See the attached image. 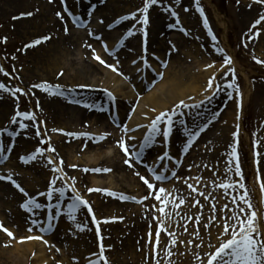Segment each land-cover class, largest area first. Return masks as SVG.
I'll return each instance as SVG.
<instances>
[{
  "label": "rangeland",
  "instance_id": "obj_1",
  "mask_svg": "<svg viewBox=\"0 0 264 264\" xmlns=\"http://www.w3.org/2000/svg\"><path fill=\"white\" fill-rule=\"evenodd\" d=\"M187 1L158 0V3L149 10L146 59L157 69V72L149 63V68L154 72V74L149 72L153 83L150 85V89L146 85L145 88L139 91L133 84H130L127 88L128 80L122 68L125 69L124 64L129 60L141 62L145 59L144 25L140 21L143 19L141 9L145 7L146 0H64V3H61V0H51V2L49 0H0V84L5 86L4 90H0V132L4 134L0 136V146L4 148V152L0 153V160L9 159L6 167L13 166V169L9 171L13 181H15L14 176L16 175L19 176L23 173L28 176L24 178L27 181L31 180L34 190L29 187L26 188L24 183V185L20 184L21 187L27 191L29 197L38 198V202L44 205L43 209L31 213L25 211L21 205L27 202L28 197L20 193L13 183L0 181V217L2 218L0 224L17 234L16 236L13 234V237L10 238L5 232L0 231L1 250H10L12 248L11 242L16 240L21 245L23 244L20 242L21 239L25 241L30 236H41L43 237L42 240H35L34 242L38 245L42 244L41 248H46L45 256L50 258L49 263L46 264H57V261H61L62 258L70 264H77V262L78 264H92L94 260L104 264L96 250L93 254L88 255L85 248L79 247L80 245L77 243H74L73 248L70 250L59 244V235L61 234L62 225L65 223L63 219L65 217L69 218L68 205L72 203L75 194H79L88 200L95 212L97 210L98 212L104 211L99 215L102 217H106L108 212L105 211V208L107 207L110 210L111 207L104 202L107 198L116 197L119 199L123 195L135 197L136 199L140 197L138 200H142L141 203L135 201L126 203L125 201L131 202L132 199H119L122 201V205L116 207L118 212L116 213L115 222L113 225H108V228L105 227L104 231L100 228V236L103 232L104 240H106L105 248L107 251H105V254L110 264H157V261L159 264H187L186 259L194 257L198 260L196 259L194 262L187 260L188 264H201L200 257H204L206 262L208 259L206 255L201 256L206 251L205 246L202 248V245H206L207 250L210 248L212 251L213 248L216 251L215 247H209L210 244L215 246L211 236L218 243H222L220 236L223 235L224 218L227 216L231 220L235 210L241 218L246 219L245 213L251 211L239 199V197L245 195L244 189L239 187L241 183L245 185L246 195L250 198L254 209L259 212L262 225H264V191L260 188V184L264 182V63L256 62L257 60L264 61V21L256 28L252 27L256 20L264 14V4H255L253 0H200V7L203 8L204 12V16H201L196 9L195 0H191L192 7L187 4ZM248 5H253L250 9V16L244 17L243 10L251 7ZM65 7H67L68 12L64 11ZM101 11L115 14L116 16L113 18H117L120 23L127 27L126 30L120 31L122 36H119V39H115V35L113 36L115 43L111 55H108L103 49V53L101 52L106 57L104 61L107 64L116 65L122 70L118 71L123 74L121 76L127 82L125 89L130 94L126 97L119 98L114 92L103 87L101 83L103 77L99 73L100 67L112 74L113 71L102 64L99 66L100 63L96 64L92 58V46L88 41L96 42L102 47V41L112 40L105 35V33H109L107 29L111 28L112 20L104 17ZM57 12L61 13L60 17L57 16ZM69 12L72 14L71 16H69ZM173 12L176 13L175 16L171 14ZM27 13H31V15H26ZM137 13L139 15L135 20L124 19ZM121 16L123 18H120ZM76 17L79 18L77 24L85 26L90 21L97 24L98 28H93L96 30L93 31L92 27L86 26L84 29L78 27L77 24L73 23V19ZM204 17H207L208 27H205ZM187 18L195 23L193 25L196 29L199 26L201 32L205 33L206 37L210 39L206 43L203 40L199 44L196 42V48L198 47L200 55L195 60L193 57L187 56L190 49L192 52L195 51V48H193V44H195L192 38L193 34L188 33V36L184 34L186 35L183 37L184 42L179 38L171 39L167 34L177 32L176 34L180 36L181 29L188 32L187 24H185ZM177 20L179 23H177ZM159 22L162 26L164 25L166 36L162 40L158 39L156 43L155 37H158V31H156L155 26ZM73 27H75V30L81 31L85 38L82 46L83 53L80 57L75 52L77 43L72 36ZM209 28L212 35L216 37V41H213L212 35L209 34ZM224 28H226V31ZM65 29H67V33ZM133 31L136 34L130 35ZM90 32L92 35H89ZM224 33L227 37V43L223 40ZM196 36H198V39L202 38L198 34ZM44 37H48V39L45 40ZM122 38L123 46H120ZM36 40L41 42L35 44ZM66 55H69L66 61L69 62L71 68L78 66L79 69H82L87 66L89 68L87 70L91 73L100 74V77L97 76L96 81L92 78H82V82L91 87L79 86L80 78L77 76L73 77L71 81H66L54 76L57 69L52 68L53 73L50 71L49 67L52 63V65L56 64V68L58 66L65 68L61 60ZM224 55L231 58L235 57L243 74L234 69L235 74L233 75L231 66H227L225 72H218L216 82L222 89L224 104L213 108L218 116V120L214 121V127L201 135L196 143H192L194 146L191 145L185 151L189 134H197L196 129H199L203 118L201 106L196 107L197 103L188 104L192 107L180 110L183 114L174 118L172 136L167 139L163 136L166 131L165 122L160 126V134L148 146L150 154L154 155L158 153L161 143H163V147L168 149L167 154L171 157L174 155V163L170 162L173 159L161 161L159 159L161 155L154 165L153 159L148 157L146 160L141 158L139 162L131 161L133 167L129 168L124 163L126 157L118 147V141L123 137L128 147L138 152L137 146L141 145L143 147L147 132L151 130L150 125H141L134 128L138 129L137 131H132V128L128 127L133 119L135 105L139 103L141 97L151 92L156 83L163 80L168 67H171L170 72H183L185 78H187L189 73L200 72L199 62L206 67H209V65H218L219 67L222 64L225 65ZM215 61L216 63H214ZM158 68L160 71H158ZM63 70L69 71L68 69ZM202 74L206 73L202 71ZM229 84L233 86L231 88L227 87ZM34 85H40L41 87L48 85L56 94H49L47 91H42L41 88L33 87ZM17 88L21 89L22 92H16ZM246 89L249 90V95L245 99ZM109 93L116 99H121L124 103L130 101V104L123 105L124 114L119 118V122L115 121L113 113L109 110V104H111ZM229 93H231V97H229ZM93 94L100 95L98 97L102 98L101 100L107 107V114L102 116L103 118L95 116L98 113L94 114L90 110L89 117L82 122H78L73 119L71 116L72 111L68 107H64L61 112L63 115L51 112L49 107L51 103L61 105V102L71 107H75L73 104L78 102L93 104L94 102L91 101L93 99L91 95ZM131 94L132 97H130ZM127 97H130V99L127 100ZM59 101L61 104L58 103ZM233 106L242 111L241 123L234 128L230 126L231 124L227 126V123H225L226 119L229 118L227 115L231 111V107L234 109ZM93 107L94 105L90 108ZM177 109L176 107L174 110ZM118 110L120 111L119 108ZM23 113L32 115L35 119L23 120L22 116L19 115ZM167 119L168 117L165 118V121ZM21 124L26 125V127H21ZM241 124L248 127L246 129L247 133L243 130ZM125 126L129 129L127 135L121 131ZM223 128L231 132V151L226 154L225 161L221 155L222 147L219 144L222 142L219 134ZM37 129H39V134H37ZM54 129L56 131H53ZM68 133H88L89 135H67ZM236 133H239L240 168L244 173L242 182L239 174L235 171L233 148L237 147ZM101 135L105 137L102 140L99 139ZM77 136H81L85 143L73 144L74 137ZM129 137H136V139L132 140ZM97 139L99 141H96ZM217 139H220L219 142ZM70 146L73 147L72 153L76 155L77 160L83 159L84 155H88L89 152L96 149H107L110 154L107 158L100 160L96 166L85 167L83 161L78 163L67 161L66 152ZM49 148H55L56 151L49 152ZM38 152L40 155L36 160L29 159L28 162H24L25 158H30ZM214 156L216 157V163L211 165V162L207 160L212 159ZM50 159L55 163L50 165L48 163ZM175 159H178L179 162H176ZM61 160L63 161L62 173L67 174L65 179L70 183H67V185L60 173L52 171L53 168L60 166ZM1 161L0 166L3 162ZM229 161L233 162L230 164ZM108 162L113 166L115 165L116 170L112 168L114 171L111 173L113 177H107L106 172L100 171L103 172L101 174L103 177H99L102 185L100 188H95L105 191L90 193L89 189H94V184L89 183L90 177H87L86 174L91 173L89 169H107V167H111ZM149 168H155L156 173L164 175L166 179L162 183L155 181L148 171ZM84 169H88V171H84ZM94 169L92 174L97 176L98 172ZM137 172L140 175H146L147 179L156 185L153 195L148 199H142L148 196L149 190L139 176L136 175ZM173 172L176 173L175 176L171 175ZM57 176L60 177L57 180L58 189L70 186L71 181L75 180L76 191L74 192L69 187L63 200L58 198L59 193L57 192L56 197L49 202L47 197L41 194L51 190V181L56 179ZM24 181L26 182V180ZM79 181L82 184H80L81 186L78 185ZM223 183H233L236 187L226 191L221 187ZM188 184H192L196 191L190 189ZM35 187H42L44 191H35L37 190ZM159 187L167 188L166 190L172 188L170 189L172 193L167 192L169 204L166 206V212L170 213L164 218L168 226L167 231H161L159 244L153 246L156 249L154 252L151 250L152 239H156L153 231L156 232L159 220L153 217L160 216V213L156 211L160 207V202L156 201L154 196ZM214 189L220 192L213 194L209 191ZM205 190L206 192H204ZM106 191L113 192L116 195L109 196ZM199 192H203L205 195L200 196ZM203 199L208 202L207 207L210 208L207 212V224L212 227L211 232H207L204 239L199 234L202 222L199 219V213L202 210L199 208V204L196 203L197 200ZM173 204L178 207H172ZM52 205H56V207H51ZM225 205H228L227 212L224 210ZM237 205H239V209H237ZM131 206H133L132 209ZM186 207L187 209L188 207H195L198 211L192 210L189 212L186 211ZM49 208H51V211H49ZM127 210L131 212L129 215H127ZM112 211L114 213L115 208ZM193 213L198 218H194ZM87 214L91 213L86 208H81L76 213V219L78 218L80 222L82 220L88 221ZM50 215L54 217L52 233L41 230L48 227L47 218ZM33 219L42 223L34 226ZM232 223L237 224L238 222L232 221ZM171 226L172 231L169 228ZM191 231L195 232L192 237L198 238L197 246H200V248L194 244V240H189ZM149 233H151V237ZM169 233L174 234V236L169 235ZM229 238L225 237V239ZM46 239H50L48 244L44 242ZM173 239L176 240V244L172 246L171 252H169L168 249ZM178 245H181L180 255H183L182 258L185 259H180L177 249H173ZM75 246L79 249L75 250ZM6 257L0 256V264H12V262H6ZM32 259L27 264H34Z\"/></svg>",
  "mask_w": 264,
  "mask_h": 264
},
{
  "label": "bare ground",
  "instance_id": "obj_2",
  "mask_svg": "<svg viewBox=\"0 0 264 264\" xmlns=\"http://www.w3.org/2000/svg\"><path fill=\"white\" fill-rule=\"evenodd\" d=\"M187 4H189L190 7H192L191 6V4H192L191 0H188ZM248 6H251V7L243 10V16L244 17L250 16V9H252L253 5H248ZM247 12H249V13H247ZM102 15L104 17H106L108 20H112V22H111L113 24V25L111 24L112 30L107 29V32H109V33H107V34L105 33V35L108 36V38H111L112 40L108 39V40L102 41V47H100V45L98 43L93 42V41H88V43L92 46V49H91L92 53L93 54L95 53V55H98L101 59L104 60V59H106V57L104 55H102V53H103L102 49H105L104 46L107 45V52L108 53L111 52L113 50V46L115 43L114 40L116 38L119 39V36H122L120 34L121 33L120 31L126 30L127 27H126V25L120 23V20H117V18H113L116 16L115 14H111L108 12L106 13V11H105V12H102ZM181 16H183V15H181ZM120 18H123V17L121 16ZM217 18H219L218 15H217ZM185 20H186L185 24H187L186 27L189 29L188 30L189 33L193 34L192 38L195 42V44H193L194 45L193 48H195V51L192 52V50L190 49L187 56L193 57L195 60L200 55L198 47L196 48V42L199 44V42L201 40H203L205 43L209 42L210 40L208 37H206L205 33L201 32V29L199 26L196 29L195 25H193L195 23H193L192 20H190L189 18H187ZM90 25H91L90 28L92 27V29L98 28V25L94 24L93 22ZM155 27L157 28L156 31H158V33H157L158 37H155L156 41L154 39L153 40L157 43L158 39L162 40L164 38V36H166V32H165V27H164V25L163 26L161 25V22L157 23ZM73 30L74 31H72V36H73V38H75V42L77 43V48H76L75 52H76V55L80 57L83 53L82 46H83V43L85 42V38H84L83 33L81 31L75 30V28H73ZM224 30L226 31V28H224ZM93 31H96V30L93 29ZM167 34H168V37L169 36L171 37V39L179 38L182 42H184L183 41L184 39L181 35L179 36L176 33H171V32L167 33ZM197 34L200 35L202 38L198 39V36H196ZM114 35H115V39L113 38ZM223 40L225 43H227V37H226L225 33L223 35ZM199 46H201V45H199ZM93 54H92V58H93ZM68 57H69V55H66L63 58V60H61L65 68H63V67L61 68L59 66L56 68V66H55L56 64L52 65L53 63L51 64V67H49L50 71H52V68H54V70L57 69V70H55L56 73L54 74V76H57L58 79L61 78V79H64L66 81H71V79L73 77L77 76L78 78H80L79 86L91 87L90 85H86L85 83H83L82 78L83 79L92 78V80L96 81L97 76L100 77V74H102L103 80L101 79V83H102L103 87H106L110 91L114 92V94L117 95L119 98L126 97V96L130 95L127 93V91L125 89V87H126L125 85L127 84V82L124 81V79L122 78L121 75L116 76L115 75V74H117L116 72H113V74H112L110 72L105 71L101 67L99 69L100 74L91 73V71H88L89 68L87 66L83 67L82 69L81 68L79 69L78 66H76L75 68H71L69 62L66 61ZM93 60L95 61L96 64H99V62L97 60H95L94 58H93ZM107 61H109V60H107ZM133 61L129 60V62H126L124 64L125 69L122 68V70L125 71L124 75H126V79L128 80L127 88H128V86H130V84L131 85L133 84L140 91L141 89L145 88L146 85H149V83H153V80H152V78H150V76L145 77L143 63L134 64L136 60H133ZM232 61H233L232 64L229 66H231V68H233L235 70H239V72L242 73L243 71L241 70L239 64L235 61V59L233 57H232ZM214 63H216V61ZM99 66H101V64ZM198 67L200 68V72L189 73L187 78H185L183 72H177V73L170 72L171 67H168V70L164 73L163 80L161 82H158L154 86V88L151 90V92H148L147 95H143L141 97V99L139 100V103L135 105V111H134L133 119H132V122H130L128 124V127L134 129V128H137L141 125L149 126L159 115H161L165 112H171V110L176 109V107L178 108V106L180 104H187L188 105V104H192V103H197L203 109L201 111L203 118H202V123L199 125V129H196L197 130L196 133H198V136L196 135V137L193 141V143H196L201 135H204L207 131H210V129H212L214 127V121L218 120V116L216 115V112L213 110V108L223 105L224 100L222 99V97H223L222 89L219 87V85L216 81L218 80V72L219 71L225 72L227 69V67H225V65H223V64L221 65V67H219L218 65L217 66L214 65V67L209 68V67H206L201 62L198 63ZM63 69H68L69 71L67 72V70L64 71ZM118 70L122 71L120 69V67L118 68ZM53 71H52V73H53ZM158 71H160V70L158 69ZM202 71H204L206 74H202ZM119 76H121V77H119ZM213 77H215V83H210V81H212ZM94 81H92V82L94 83ZM217 85L219 87V91L215 92V94H213L215 89L218 88ZM210 88L213 91H210L209 90ZM205 89H206V91H205ZM248 95H249V90L246 89V91L244 93L245 99L248 98ZM91 96H93V99H91V101L94 102L93 104L78 102L77 104H73L75 107H71V106H66V104L64 102H61L63 104L62 105L59 101L58 103H60L61 105H58L57 103H51V104H49L50 105L49 107L51 108V112L56 113L58 115H63L61 112L64 110V107H68L72 111L71 116L73 117L74 120H76L78 122H82L83 120H86L90 115L89 114L90 110L93 111L94 114L98 113V114H95V116L103 118L102 116H105L107 114L106 105L104 104L103 100H101L102 98L98 97L100 95L93 94ZM130 97H132V94ZM130 97H127V100H129ZM209 97H211L210 100H209ZM95 99H97V100H95ZM117 101L119 102L117 104V112L113 108L115 106L113 104H109V110L111 113H113L112 110L114 111L113 118L115 119L116 122H119V118H121L124 114L123 113V109H124L123 105L124 104H130V101H127L125 103L121 99H119V100L117 99ZM93 105H94V107L90 108ZM118 108L120 109V111L118 110ZM230 110L231 111L227 115V116H229V118L226 119L225 123H227V126H229L231 124L230 126H232L234 128L238 124H240L241 110H238L235 107H234V109L231 107ZM201 129H203V131H201ZM144 132H146V131H144ZM230 133L231 132H229L228 130L223 128L219 134V138L222 141L219 143L222 147V154L221 155H222V157H224L223 158L224 161H225V157L227 156L226 154L230 153V151H231ZM191 134H193V133H191ZM175 136H177V135H175ZM220 139H217V141ZM96 141H99V140L97 139ZM79 142L81 144L85 143L84 140L81 139V136L74 137V140L72 143L74 144V143H79ZM218 142H217V144H218ZM192 146H194V145L192 144ZM133 147H134V145H133ZM137 148L140 150V147L137 146ZM72 149H73L72 146H70V148L67 149V152H66V155L68 156L67 161L71 162V163L72 162L78 163V162L83 161L85 167L86 166H90V167L96 166V164L100 160L107 158L110 154V151H108L107 149H104V150L96 149V150H92L91 152H89L88 155H84L83 159L77 160L76 155L75 154L73 155V153H72L73 152ZM165 152H166V148H164L163 143H161V148L158 151V153L151 155L148 147H146L143 150V154H142L141 158L143 160H146L148 157H150L151 159H153L152 161H153V165H154V164H156L158 157L160 155H163ZM172 157L174 158V155H172ZM207 159H209V158L207 157ZM175 161L179 162L178 159H175ZM207 161L208 162L210 161L211 165H214L212 163H216V157L214 156L212 159L210 158ZM83 163H81V164H83ZM108 165H111V167H107V169H110L111 171L106 172V174L108 175L107 177H113V176H111V173H113L112 171L116 170L115 165L113 166V164H111V163H109ZM112 168H114V170H112ZM5 169L6 168H4V170H2V168H0V176H3V174H5L6 172L9 173L10 169H13V166L12 165L8 166V169H7L8 171H6ZM93 169L92 170L89 169V171L91 173L89 175L86 174V176L90 177L89 183L94 184L93 188H100L102 183H101L99 177H103L101 175L103 172H100V173L98 172V175L96 176V175L92 174ZM60 174L62 175L64 181H66L64 173L61 172ZM81 175L82 174H80V176ZM142 176H145V178H147L146 175H142ZM24 177H28V176L22 173V183L25 184L26 188L29 187V188L34 190V187H32V185H31V180L27 181V179ZM34 177H38V176H34ZM82 177H83V175H82ZM24 180H26V182ZM18 182H20V181H18ZM32 183H34V182H32ZM67 183H69L68 180H67ZM80 184L81 183L79 181L78 185H80ZM95 186H97V187H95ZM35 188L37 189L35 191H39V192L44 191L42 187L41 188L35 187ZM165 189H167V188H165ZM170 189H172V188H170ZM170 189L167 190V192L172 193V190H170ZM209 191L213 194L220 192V191H217L216 189L209 190ZM134 192H136V191L134 190ZM204 192H206V190ZM171 195H173V194H171ZM139 198L140 197H138L136 200H138ZM104 202L111 206L110 210H108V208L106 207L105 211H108V212L106 213V217H102L99 215H100V213H102L104 211L98 212V210H97V212H95L93 209V211L95 212V215L98 214V215H96V220L101 221L102 219H112V218L116 219L117 218L116 213L118 212V211H116V209H117L116 207H121V205H122L121 201L116 197L115 198L111 197V198L105 199ZM207 205H208V202H206L205 199L200 200L199 208L202 211H201V213H199V215H200L199 219H201L202 222L200 225L199 234H200V236H203V237H201L202 239H204V237H206L207 232H211V228H212V227H209L207 224V221H208V219H207L208 213L207 212H209V209H210L207 207ZM191 206H192V204H191ZM114 208H115V211H114V213H112L113 212L112 209H114ZM130 208L132 209L133 206H131ZM185 209H186V211H189V212L192 210L195 212L198 211L197 209H195V207H188V209L186 207ZM130 213L131 212L127 210V215H129ZM16 214H18V213H16ZM258 214H259V212H258ZM193 215H194V218H198V216L195 217V213H193ZM86 218H87V216H86ZM1 219L2 218L0 217V220ZM258 219H259L260 224L262 225V218L260 217V214H259ZM70 221L71 220L69 218H66V217L63 219V222H65V223L62 225V228H61L62 230H61V234L59 235V238H60L59 244L63 245V247L65 246L68 250H70L73 248V244L77 243L78 245H80L79 247L85 248V252L88 255L93 254L94 250H96V253H100V251H101V249H100V237L97 239L98 231H96V234H95L93 225L91 223H89L87 220H85V221L82 220L80 222L78 220V218L76 219L75 222H73V221L70 222ZM68 222H70V223H68ZM2 223H4V222H2ZM77 223H81L82 226L85 227L86 230L84 232H80L76 228ZM101 223H103V222H101ZM101 223H100L99 228H101L103 231H104L105 227L108 228L109 224H107V226H106L105 224L101 225ZM164 224H165V228H167L168 226L166 225L165 220H164ZM169 228L171 231L173 230L172 226ZM9 230L13 233V231L11 229H9ZM193 232L194 231H191V234L189 235V240L190 241L194 240V244L197 246L198 238L196 239V238L192 237V235L195 234V232L194 233ZM114 233L116 234V231ZM143 233H144V231H143ZM153 233L155 234L156 232L153 231ZM13 234H14V236L17 235L16 233H13ZM102 236H104L103 232H102ZM210 236H211V234H210ZM112 237H113V235H112ZM93 238H94V240H93ZM211 238L213 239V241L215 243V249L217 250V248L222 243H218L213 236H211ZM54 240H56V239L54 238ZM21 241H23V242H21ZM34 241L35 240H28V239H26L24 241L21 239L20 242L23 243L21 245L18 244L17 240L14 242H11L12 248L10 250H3V249L1 250V248H0V256H5V257L7 256L6 262L7 261L12 262V264H27L31 258H33L32 260H34V264L49 263L48 261L50 260V258L45 256L46 248L45 247L41 248L42 244L38 245ZM46 241H47V243H45V244H48L50 239H46ZM105 241L106 240H104V245H105ZM63 242H64V244H63ZM155 245H156V239H152L151 250H153V246H155ZM204 246H205L206 251L203 252L201 254V256L205 254L206 257L208 258V253L211 251V249L209 248V250H207L206 245H202V248ZM79 247L75 246V250H78ZM95 247H96V249H95ZM197 247L200 248V246H197ZM173 249H175V250L177 249V252L179 253L178 257L180 259H185V258H182L183 255H180L181 254L180 251H182L181 245L180 246L178 245L177 247H175ZM214 251L215 250L212 248L211 252L213 254L215 253ZM86 253H84V254H86ZM104 255H106L105 252H104ZM198 257H200V255H198ZM196 259L197 258H195V257L192 259H186V263L188 264L187 260L194 262ZM61 263L70 264L68 261H64L63 258L61 261H57V264H61Z\"/></svg>",
  "mask_w": 264,
  "mask_h": 264
},
{
  "label": "snow or ice",
  "instance_id": "obj_3",
  "mask_svg": "<svg viewBox=\"0 0 264 264\" xmlns=\"http://www.w3.org/2000/svg\"><path fill=\"white\" fill-rule=\"evenodd\" d=\"M49 2H51V0H49ZM61 3H64V0H61ZM158 3V0H146V5L143 9H141V12L143 13V19L140 21L141 24L144 25L143 28V34H144V38H145V62H146V56H147V38H148V25H149V10L152 9V7L154 5H156ZM253 3L255 4H264V0H253ZM195 5H196V9L197 11L200 12L201 16H204V12H203V8L200 7V0H195ZM187 10V9H186ZM65 12H68L67 7L64 8ZM69 16H71L72 14L69 12L68 13ZM173 16L176 15V13H171ZM26 15H31V13H27ZM61 13L57 12V16L60 17ZM89 15H91V13H89ZM139 15V13L137 14H133L132 16L129 17H125V20H135L137 19V16ZM79 20L78 17L73 19V23L77 24V21ZM264 21V14H262L260 16V18L258 20H256V22L252 25L253 28H256L257 25H260L261 22ZM101 23H103V21H101ZM177 23H179V21L177 20ZM204 24L205 27H208V21H207V17H204ZM77 26H83L82 24H77ZM183 31V29H181ZM65 32L67 33V29H65ZM135 31H133L132 33H130V35H135ZM187 34V33H186ZM209 34L212 35L211 33V29L209 28ZM89 35H92V33L90 32ZM43 39H48V37H44ZM212 39L213 41H216V37L214 35H212ZM41 41L40 40H36L34 43L35 44H39ZM218 43V41H217ZM31 46V45H29ZM123 46V41H121V45ZM105 50L107 51V45L104 46ZM223 55V53H221ZM93 58L95 60H97L100 64L104 65L107 68H110L113 72H116L117 75H123L122 73H120L118 71V67L116 65H110L107 64L103 59H101L98 55H95V53L93 54ZM232 58L228 57L226 55H224V63H225V67L229 66L232 64ZM257 63H264V61H260L257 60ZM166 66V65H165ZM214 67V65H209V68ZM233 75L235 74V70H232ZM210 83H215V77L212 78V81H210ZM233 85L229 84L227 85V87L231 88ZM33 87H37V88H41L42 91H47L49 94H56L53 92V89L48 86V85H44L43 87H41L40 85H34ZM58 87V86H57ZM5 86L0 84V90H4ZM210 91H213L211 88L209 89ZM16 92H22L21 89L17 88L15 90ZM219 88H216L215 91L213 92V94H215V92H218ZM62 95V93H60ZM109 96H111V93H109ZM229 97H231V93H229ZM114 99V97H113ZM211 99V97H209V100ZM192 105H187V104H180L178 106L177 110H173L171 113L165 112L161 115H159L151 124V131L148 133L147 138L144 140L143 142V147L137 152L134 151L132 149H130L125 141V139L122 137L119 141H118V147L120 148V150L123 152L124 156L126 157V159L124 160V163L129 167H133V163L131 161L135 160L136 162H139L141 159V156L143 154V150L144 148L148 147L151 143H153L154 138L160 134V126L162 124H165L166 122V131L163 133V136L167 139L170 138L172 136L173 133V124H174V118L176 116H180L183 113L180 111L182 109L185 108H191ZM196 107H199V105H196ZM22 116L23 120H34L35 117L26 113L23 114H19ZM168 117L167 121H165V118ZM15 123V120L13 121ZM21 127H26V125L21 124ZM138 129H132V131H137ZM53 131H56L55 129ZM121 131L127 135L129 129L125 126L121 129ZM201 131H203V129H201ZM37 134H39V129H37ZM4 134L2 132H0V136H3ZM67 135H84V136H88V133H83V134H73V133H68ZM106 135V134H105ZM197 134H189V139L187 141V144L185 146V151L187 150L188 147H191L195 137ZM236 137H237V147L233 148V154L235 156V164H236V169L235 171L239 174V178L241 180V182L244 180V173L240 168V155H239V151H238V144H239V133H236ZM104 135H101L99 137V139H104ZM129 139L135 140L136 137H129ZM49 152H55V148H49L48 149ZM4 152V148L2 146H0V153ZM40 155V153H36L33 154L30 158H25L24 162H28V160H36L37 157ZM159 159L161 161H164L165 159L171 160L172 157L170 155H168L167 153L164 156L159 157ZM233 161H229V163L231 164ZM48 163L54 164L55 161L53 160H49ZM75 167V166H74ZM157 167H159V165H157ZM63 170V161L61 160L60 162V166L59 167H55L52 169V171L56 172V173H61ZM231 171V169H229ZM84 171H88V169H84ZM95 171L100 172H108L111 171L110 169H95ZM149 173L152 174L153 178L155 181L157 182H163L166 177L164 175L161 174H157L155 171V168H149L148 169ZM65 177L67 176V174H64ZM137 176H139L140 180L143 182L144 185H146L147 189L149 190L148 192V196L142 198V199H148L149 197H151L153 195V190L154 188H156V185H154L152 182L149 181V179L145 178V176L140 175V173H136ZM172 176H175L176 173L173 172L171 174ZM5 179L3 176H0V180ZM8 179L11 181V177L9 176ZM60 179L59 176H57L56 179H53L51 181V190L46 192V193H42L41 195L46 196L47 200L49 202L52 201V199L54 197H56L57 192L59 193L58 198L60 200H63L65 198V194L66 192L69 190V187L75 192V180L71 181V185L70 186H66V187H60L59 189L57 188V180ZM70 179V178H68ZM12 183L14 184V186L19 190L20 193H22L25 197H28L27 202L23 203L21 205V207L27 211V212H34L35 210L38 209H43L44 205L42 203L38 202V198L34 199L29 197V194L27 193V191H25V189L23 187H21L20 184L16 183L15 181H12ZM66 185H67V180L65 181ZM188 187L190 189H192L193 191H196V189L193 187L192 184H188ZM222 188H224L226 191L232 188H235L236 185L233 183H223L221 185ZM239 187L241 189H244L245 191V195H242L241 197H239V199L241 201H243L246 205L247 208L250 209V213L246 212L245 218H241L240 215L238 214L237 211L234 210L233 215L231 217V220L229 219V217H225L224 218V223H223V235L220 236V240L222 241V245L220 247H218V249L215 251V253H208V259L205 262V258L204 257H200V261L201 264H264V225H261L258 219V212L254 209V206L250 200V198L246 195L247 189L245 188V185L243 183H241L239 185ZM260 188L262 191H264V182H262L260 184ZM99 191H105V190H101V189H89V192H99ZM106 194L109 196H115L116 194L110 191H106ZM200 196H204L205 193L203 192H199ZM155 200L160 202V207L156 209V211H158L160 213L159 217H153L154 219L159 220V225L157 227L156 230V244H159V238H160V234L161 231H167V229L165 228V224H164V218L167 217L168 215H170V213L166 212V206L169 204V195L167 194V190L164 187H159L158 191L155 192V196H154ZM119 199L121 200H127V199H132L137 203H141L142 200H136L135 197H126L121 195L119 197ZM197 204L200 203V201H196ZM51 207H56V205H52ZM172 207H178L176 204H173ZM81 208H86L87 211L89 213L92 214V219L96 221V225H97V230H99V226L101 221L96 220V215L95 212L93 211V208L91 206V204L89 203L88 200L84 199L81 195L79 194H75L73 196V201L71 204L68 205V217L70 220L72 221H76V213L79 212L81 210ZM237 209H239V205H237ZM224 210L227 212L228 211V205H225ZM49 211H51V208H49ZM54 217L53 216H48L47 218V224L48 227L46 229H41L42 231L45 232H50L52 230V221H53ZM232 221H236L238 222L237 224H233ZM108 220L103 221V223H108ZM33 225H37L38 223H42V222H38L37 220L33 219L32 221ZM185 227H187L185 225ZM209 227H211V225H209ZM76 228L80 231V232H84L86 229L85 227L82 226L81 223H77L76 224ZM0 231L5 232L10 238L13 237V233L5 228L2 224H0ZM29 231H31V229H29ZM169 235H173L172 233H169ZM149 236L151 237V233H149ZM225 237H230L229 239H225ZM28 240H42L43 237L41 236H30L27 238ZM23 242V241H21ZM45 243H47V241H44ZM176 244V240L173 239L171 241V245L169 246L168 251L171 252V248L172 246H174ZM209 247H215L214 245H209ZM100 253H98V255L102 258V260L104 261V264H110V261L108 260V257L106 255H104V252L107 251V249L105 248L104 245V237L101 235L100 237ZM57 251H59V249H57ZM153 251L155 252L156 249L155 247H153ZM91 259V258H90ZM78 264V262H77ZM92 264H100V261H96L94 260L92 262ZM157 264H159V262L157 261Z\"/></svg>",
  "mask_w": 264,
  "mask_h": 264
}]
</instances>
